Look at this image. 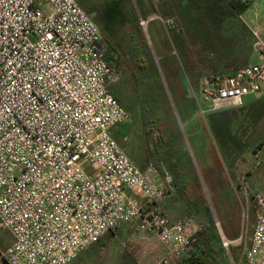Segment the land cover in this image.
<instances>
[{
    "label": "built area",
    "instance_id": "obj_1",
    "mask_svg": "<svg viewBox=\"0 0 264 264\" xmlns=\"http://www.w3.org/2000/svg\"><path fill=\"white\" fill-rule=\"evenodd\" d=\"M101 35L79 0H0L6 264H69L125 224L157 238L162 250L150 264H196L191 218L172 220L155 204L170 193V175L155 163L139 168L113 136L129 113L108 88L118 71L105 60ZM254 35L252 49L264 58V40ZM262 88L264 62L201 76L199 89L214 112ZM250 197L256 216L244 262L264 264V188Z\"/></svg>",
    "mask_w": 264,
    "mask_h": 264
},
{
    "label": "rangeland",
    "instance_id": "obj_2",
    "mask_svg": "<svg viewBox=\"0 0 264 264\" xmlns=\"http://www.w3.org/2000/svg\"><path fill=\"white\" fill-rule=\"evenodd\" d=\"M112 1L79 0V3L94 19L98 14L97 8ZM115 1L127 22L114 27L116 30L111 43L120 50L122 61L116 73L117 80L109 85L117 91L119 102L129 113L128 120L117 128L126 136L123 139L119 137L117 142L125 148L131 160H137L141 153L153 163L162 160L165 167L177 175L178 181L185 182L188 173L193 176L195 172L208 201L214 198L215 187L223 189L225 180L233 182L237 201L243 205L245 192L264 188V115L257 117L255 114L257 100L264 99V88L244 96L241 105L227 108L235 115L230 128L239 143L222 138L211 124L209 114L212 112L207 111L209 104L203 100L200 89H197L198 79L186 73V70L190 72V67L187 64L185 68L174 29L178 21L185 32H189L187 36L190 40L202 43L201 55L204 53V58L199 59L200 62L206 57H220L219 60L224 62L227 56H220L221 51L217 46L229 43L236 60L262 63L264 58L253 51L252 44L255 40L254 32L264 40V0H251L241 14H221L218 16L220 20L214 19L207 26L203 25L204 12L207 11L203 0ZM91 8H95V11L89 12ZM147 13L162 17L164 21V25L158 20L149 24L148 47L143 44L136 28V21L142 23ZM184 17L187 25L184 24ZM100 41L104 47L107 46L104 35H101ZM238 43L245 48L241 50ZM210 51L214 52L211 54ZM142 58L144 67H141ZM191 89L196 91L198 103L206 111L204 114ZM178 126L183 138L193 148V168L186 161H172L171 143L179 138ZM194 126H202L201 130H204L198 137L195 136L199 138L201 150L193 141L191 129ZM134 144L140 147L139 153ZM129 147L132 148L131 152ZM224 241L227 242V246L224 243L223 246L226 248L228 264H242L247 245L243 248V243H238L237 255L231 242ZM161 250L154 235L145 234L136 229L134 224H125L115 233H106L99 242L86 247L69 264H150Z\"/></svg>",
    "mask_w": 264,
    "mask_h": 264
},
{
    "label": "crops",
    "instance_id": "obj_3",
    "mask_svg": "<svg viewBox=\"0 0 264 264\" xmlns=\"http://www.w3.org/2000/svg\"><path fill=\"white\" fill-rule=\"evenodd\" d=\"M142 20L141 28L146 41H149V24L151 21L158 20L162 25L164 21L162 17H157L152 13H147L144 15ZM170 19V18H169ZM168 18L166 20H169ZM205 64L209 67L208 69L221 72L224 71L226 63H222L220 60H214L211 57H206L204 59ZM200 88V78L197 83ZM184 111V110H183ZM202 126L192 127V135H194V144L199 147L201 144L198 143L199 138H197L202 132ZM130 126L127 128V130ZM116 128L113 129V136L117 140L121 137V134H115ZM133 131V130H132ZM204 131V130H203ZM177 134L178 139L171 143L172 146V161H186V164L193 168L194 164V154L191 143L186 141L182 136L180 127L178 126ZM198 135V136H197ZM126 135H123L122 139ZM197 136V137H195ZM135 145V144H134ZM137 152H140V147L135 145ZM125 151V148H123ZM131 152L132 148L129 147ZM126 152V151H125ZM127 153V152H126ZM138 157L137 160H132L135 164L141 168H146L150 163V158H146L143 153ZM161 159V158H159ZM164 171L168 172L171 178L172 188L169 194L163 198L156 201V206L170 219L176 220L184 216H189L191 218V230L196 232L198 230H206L204 236H210L202 242L198 243L194 248V253L196 255H201L205 253L211 254L217 264H228V258L226 256V248L223 246V240H228L231 242V247L237 252L238 255V243H243V248L248 244L249 239L252 235L255 216H256V205L250 197V193H244L245 198L243 199V205L237 201L236 197V186L233 182L228 180L224 181V188L220 189L218 186L213 189V197L210 198V202L206 197V192L204 191L203 185L200 183V179L194 172L193 176L189 173L186 177V181H178L177 175L171 170L165 167L162 160H157L155 162ZM173 163L170 164V166ZM175 165V164H174ZM245 182V179L243 178ZM249 192V191H247ZM241 200V199H240ZM213 224L217 236L219 238L213 237V234L207 228ZM205 232V231H204ZM12 242V236L10 233L1 227L0 232V264H6L2 257V252L7 248ZM80 254V253H79ZM242 264H245L243 261Z\"/></svg>",
    "mask_w": 264,
    "mask_h": 264
},
{
    "label": "trees",
    "instance_id": "obj_4",
    "mask_svg": "<svg viewBox=\"0 0 264 264\" xmlns=\"http://www.w3.org/2000/svg\"><path fill=\"white\" fill-rule=\"evenodd\" d=\"M203 1L205 3V6H206L205 11L207 9V11L204 12L205 24H203L206 26L209 22L211 23V21H214V19L220 20L218 18V16L221 14H223V15L230 14L231 16H236V15L241 14L250 4V2L241 3L239 0H234L231 3V5H226L221 0H203ZM137 2H138V0H137ZM93 10L95 11V8L89 9V12H91ZM97 12H98V14L94 17L93 20L99 26L101 33H102V35H104L105 40L107 42V46L105 47V60L111 66H113L117 71H119L120 66H121V61H122V55L120 53V50L111 43V39L113 38V33H115L114 31L116 30L114 28L115 25H117V24H118L117 26L122 25V24L124 25L127 22V19L124 18L123 11L118 7L115 0L107 3L102 8H97ZM191 16H193L192 13H191ZM185 18L186 17H184V24L187 25V23H185V20H186ZM136 28H137L138 33L142 37L143 44L146 47H148V42L146 41V39L143 35V31H142L141 24H140L139 20L136 21ZM201 29H203L202 31H206L207 27H206V29L205 28H201ZM174 33H175V36L177 37L176 41L180 44V50H182V53H183V58L185 61L184 62L185 68H187V64H188V67H190V72H188L186 70V73L189 75H193L197 79L201 78V76H207L209 78H212L215 75L226 74V73L232 72L235 69L246 64L245 61H239V60L235 59L236 58L235 53H233V49H232L231 44H229V43L225 44L224 43L221 46L218 44L217 48L220 49V51H221L220 56L221 55L227 56L226 60H224V62L222 61V63H226V65L224 67V71H221V72L212 71V70L208 69L209 65L207 66V64H205V62L203 60H202V62H200L201 58L202 57L204 58V56H203L204 53H202V55H201L202 43L200 41H197V40H195V41H193L192 39L190 40L187 36V34L189 32L186 33L185 29L181 25L178 24V21H177V24L175 26ZM247 37H248V35H247ZM212 44H214V42ZM238 45L241 48V50L243 48H245L242 46V44L240 45L238 43ZM216 49H214V51ZM214 51H210V53L212 54V52H214ZM199 55H200V57H199ZM219 59H220V57L214 58V60H219ZM141 63H143L141 65V67H144L145 63H144L143 58L141 59ZM141 63H139V64H141ZM108 88L111 91V93L119 101L117 91H115L113 88H110V85H108ZM255 106H256V111H255L256 116L258 117V116L264 115V99H261V100L258 99L257 104H255ZM230 111H231L230 109H222V110L214 111V112L210 113L209 116H210L212 126L218 131L219 135L222 138H228V140L230 142L232 141L233 143L236 144V143H239L238 139H237L236 135L232 133L231 128H230V125L232 124V122L235 119V115H234V113L232 114V112H230ZM125 122L120 123L115 128L117 129L120 125L124 124ZM118 133H120L121 137H123V134L121 133V131L117 129L115 134H118ZM207 230H210L212 232L213 237L219 238V236H217V234H216V230H215L213 224H210V226L207 228ZM204 231L198 230L195 232L196 242H195L194 248L198 243H200V242L203 243V241L206 239V237L210 238V236H204L205 233L207 232L206 230H204ZM107 233H110V232H107ZM111 233H115V231H111ZM189 260L192 263H196V264H217V262L211 256V254L205 253V254H201V255H196L194 253V250L192 251Z\"/></svg>",
    "mask_w": 264,
    "mask_h": 264
}]
</instances>
